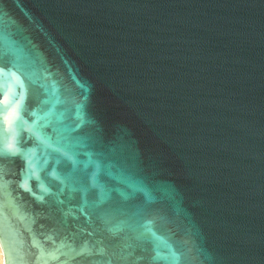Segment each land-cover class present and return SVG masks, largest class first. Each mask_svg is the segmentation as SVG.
<instances>
[{
  "label": "water",
  "instance_id": "95a60500",
  "mask_svg": "<svg viewBox=\"0 0 264 264\" xmlns=\"http://www.w3.org/2000/svg\"><path fill=\"white\" fill-rule=\"evenodd\" d=\"M0 109L3 264H264V0H0Z\"/></svg>",
  "mask_w": 264,
  "mask_h": 264
},
{
  "label": "snow or ice",
  "instance_id": "6c2138e0",
  "mask_svg": "<svg viewBox=\"0 0 264 264\" xmlns=\"http://www.w3.org/2000/svg\"><path fill=\"white\" fill-rule=\"evenodd\" d=\"M9 92L11 91V88H9L8 90ZM9 101V96L7 94H4V103L5 105H7ZM17 103V108H19V102ZM3 109H0V111H2ZM15 115L17 116V118L19 117V112L15 113ZM5 151L9 152V153H14V145L12 142H7L4 146ZM21 187H23L25 189V191H31L30 186L27 184V182L22 183Z\"/></svg>",
  "mask_w": 264,
  "mask_h": 264
},
{
  "label": "bare ground",
  "instance_id": "6f19581e",
  "mask_svg": "<svg viewBox=\"0 0 264 264\" xmlns=\"http://www.w3.org/2000/svg\"><path fill=\"white\" fill-rule=\"evenodd\" d=\"M0 264H3V255H2L1 248H0Z\"/></svg>",
  "mask_w": 264,
  "mask_h": 264
}]
</instances>
